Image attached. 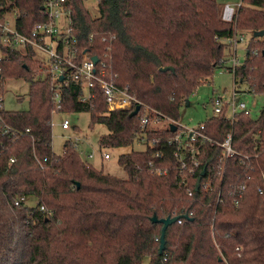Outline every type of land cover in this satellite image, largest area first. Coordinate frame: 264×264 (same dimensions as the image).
<instances>
[{"label": "trees", "instance_id": "1", "mask_svg": "<svg viewBox=\"0 0 264 264\" xmlns=\"http://www.w3.org/2000/svg\"><path fill=\"white\" fill-rule=\"evenodd\" d=\"M224 1L101 0L98 16L84 0L68 4L79 45L110 60L108 76L151 109L180 120L190 95L216 68L226 67L225 41L264 29V0H241L231 22L222 17ZM44 5L45 0H0V21L17 12L15 26L30 33L47 19ZM0 48L1 78L31 83L26 110L0 111V264H264V106L257 118L238 112L234 119L224 114L205 121L218 142L232 132L233 147L251 156L249 170L234 156L223 178L212 172L209 188L203 187L202 171L187 175L186 184L172 148L158 141L121 154L127 176L120 177L86 162L75 141L68 140L62 154L53 151L57 82L33 49L11 50L1 43ZM234 74L237 83L245 81L250 92L264 95V36L252 35ZM60 93V111H89L91 125L107 126L102 146L130 147L140 139L142 112L109 110L99 90L82 103L84 91L76 81ZM171 134L147 130L149 140ZM205 150L210 167L221 147ZM151 160L167 166L168 174L153 173ZM239 182H246L247 191L235 206L229 191ZM155 214L182 220L168 226L162 253L163 224L152 220Z\"/></svg>", "mask_w": 264, "mask_h": 264}, {"label": "built area", "instance_id": "2", "mask_svg": "<svg viewBox=\"0 0 264 264\" xmlns=\"http://www.w3.org/2000/svg\"><path fill=\"white\" fill-rule=\"evenodd\" d=\"M99 3L101 0H96ZM240 4L226 3L223 8L222 17L225 21H233ZM45 13L47 19L43 22H38L33 27L30 33H22L16 26L11 27L8 23L0 21L2 27L0 43L3 47L11 50H25L28 48L35 50L40 49L48 54L49 61L42 62L45 66V73L51 75L52 79L57 82V87L54 88L55 107L53 113L61 109V93L63 85H68L72 81L81 84L84 94L79 97L82 103L88 102L94 97V90H99L104 96L109 110L116 109H131L140 106L139 112H142L141 126L142 135L138 142L142 145L154 147L158 141H163L166 146L172 148V155L177 160L178 169L182 176L183 182H187V175L197 177L201 172V176L205 181L202 183L204 188L211 186L212 172L216 176L223 178L227 164L234 156H239V163L249 170L251 168V156L238 152L233 147V135L230 131L225 139L221 142L214 140L206 131L205 121L197 126L188 127L180 122L167 117L151 109L144 104L136 95L129 91V87H121L108 76L111 68L110 60L107 61L103 57H99L98 63H95L91 51L82 48L79 45L78 39L73 32V14L68 0H45ZM244 39V35L240 37V41ZM106 40V39H104ZM229 42H238V37L235 36L229 39ZM234 53V63L231 71L235 73V68L240 65ZM5 58L4 52L0 48V61ZM3 68L0 66V75L2 76ZM60 76H64V80L60 81ZM2 79V78H1ZM0 79V82H1ZM87 91V93H85ZM238 90L235 89L231 101H226L222 96L213 97V114L211 116L224 115L230 119L235 118L238 112L250 114L245 101L237 97ZM4 106V94L0 93V111ZM227 110L225 111V107ZM63 129L71 128L70 121L65 118L61 123ZM176 125V130L173 131L171 126ZM149 127L154 129L171 130L172 134L161 137L160 139L149 140L147 130ZM76 142V141H75ZM77 143V142H76ZM78 145V144H77ZM209 145L214 147L219 145L221 153L215 157L210 167L204 163V157L207 155L205 147ZM105 159L111 158L108 151L102 153ZM89 158L94 157V153H90ZM158 158L165 156L161 151L157 153ZM14 161V159H11ZM150 169L153 173L162 176L168 174V167L161 166L156 161L149 162ZM246 182H239L232 186L229 195L232 198L233 204L239 206L246 194ZM260 193H263L260 190ZM188 194L192 196L193 190L189 189ZM218 202L223 201V197L219 195ZM24 200V198H22ZM19 204V201H16ZM182 223V220H178Z\"/></svg>", "mask_w": 264, "mask_h": 264}, {"label": "rangeland", "instance_id": "3", "mask_svg": "<svg viewBox=\"0 0 264 264\" xmlns=\"http://www.w3.org/2000/svg\"><path fill=\"white\" fill-rule=\"evenodd\" d=\"M86 7L94 16H98V3L96 0H84ZM225 3L240 4L241 0H226ZM17 12H9L2 19L3 23H8L11 27L16 25ZM252 32L244 34V39L238 42H229L226 47L227 65L224 68H216L212 77L204 83H201L197 89L188 98L180 110V122L188 127L197 126L206 121L213 114V97L222 96L226 101H231L235 89L238 90L237 97L247 103L251 117L257 118L264 106V95L254 94L248 90V84L245 81L235 80V74L230 70L234 63V53L239 63H244L246 59V50ZM262 38V37H257ZM35 58L43 62H48V54L40 49L35 50ZM1 89L4 92L5 110H26L29 106V93L31 83L24 78H7L1 80ZM87 93V91H85ZM67 118L71 123L70 129H63L61 123ZM53 121V151L62 154L64 144L68 141H76L78 150L82 158L96 168L120 177H126L127 172L124 166L119 162V156L128 153L132 149L143 150L146 148L138 140L130 147H104L100 144V137L108 132L106 125L95 123L91 125V113L83 112H62L58 111L52 115ZM104 151H108L111 158L105 159L102 155ZM94 153L93 158H89V154ZM31 205L35 204V200L30 201Z\"/></svg>", "mask_w": 264, "mask_h": 264}, {"label": "water", "instance_id": "4", "mask_svg": "<svg viewBox=\"0 0 264 264\" xmlns=\"http://www.w3.org/2000/svg\"><path fill=\"white\" fill-rule=\"evenodd\" d=\"M254 37H262L264 36V29L262 30H257L253 33ZM93 60L95 61V63H98L99 58L97 55L93 56ZM168 68H161V70H167ZM0 79H1V75H0ZM64 80V76H60V81ZM186 102L188 103V99L186 100ZM140 110V106L137 105L135 110L132 112V115H135L138 113V111ZM172 130L175 131L176 130V125H172L171 126ZM152 220L154 222H160L163 224V228H162V234H161V243H160V252L162 253L166 247V238H165V234H166V230L168 228V226L174 224L175 222H177L178 217H167V218H158V216L155 214L152 217Z\"/></svg>", "mask_w": 264, "mask_h": 264}]
</instances>
